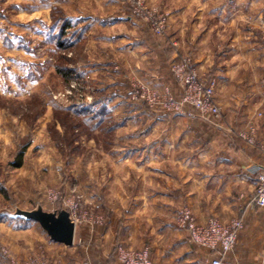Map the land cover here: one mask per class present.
Wrapping results in <instances>:
<instances>
[{
  "label": "rangeland",
  "instance_id": "rangeland-1",
  "mask_svg": "<svg viewBox=\"0 0 264 264\" xmlns=\"http://www.w3.org/2000/svg\"><path fill=\"white\" fill-rule=\"evenodd\" d=\"M54 1L49 7V0H41L47 7L37 15L49 13L50 23H40L38 28H43L44 32L39 39L36 26H30L41 20L32 18L34 14L30 11L37 2L0 0V264L65 263L61 256L50 254L53 240L46 230L38 222L18 215L17 210L42 207L59 211L77 205L74 211L80 217L79 224H100L104 213H109L105 198H96L104 187L103 182L99 185L97 180L102 169L98 163L104 155L118 149L128 152L149 142L150 138L146 137L150 135L147 134L150 126L157 128L151 134L152 139L160 141L163 120L177 115L191 117L167 105V95L178 99L184 90L172 70L173 65L180 57H188L197 68L192 47L183 51L179 39L169 35L168 27L174 11L186 12L192 25L198 11L194 0ZM206 2L203 0L202 4ZM139 3L154 19L166 17L164 34L156 32L152 19L139 8ZM242 3L229 6L227 16L222 12L207 16L203 24V28L216 26L224 33L214 40L211 49L215 57L222 56L225 61L242 59L246 53H242L240 46L245 41L248 45L250 42V47L254 41L262 44L259 38L251 41L243 37L248 30V12L243 14ZM211 7L215 6L208 5L207 9ZM81 11L111 20L123 16L119 23L124 28L121 33L128 35L133 28L138 41L141 35L145 38L152 35V39L157 37L169 44L173 56L166 71L171 82L150 81L134 74L116 87L112 80L119 65H111L104 73L96 72V64L101 63L104 52L114 48L100 45L101 28L85 33L87 26L84 25H92L75 19L74 15ZM125 15L134 20H127ZM211 16L215 18L210 21ZM66 22L69 25L61 34ZM109 31L111 41L115 42L113 37H117L118 30L110 28ZM11 36L16 49L10 47L13 42L6 44ZM173 41L178 43L177 48ZM107 54L104 61L113 59L112 54ZM225 63L218 70L219 75L226 72ZM94 66L96 69L92 70ZM213 68L197 69L208 81L217 82V90L220 76ZM218 104L221 106L220 102ZM85 105L95 106V109L84 110ZM102 105L107 110L104 111ZM28 142L23 165L14 166L20 149ZM88 196H92V200Z\"/></svg>",
  "mask_w": 264,
  "mask_h": 264
},
{
  "label": "crops",
  "instance_id": "crops-1",
  "mask_svg": "<svg viewBox=\"0 0 264 264\" xmlns=\"http://www.w3.org/2000/svg\"><path fill=\"white\" fill-rule=\"evenodd\" d=\"M202 1L194 0L198 11L192 25L186 12L174 11L168 31L171 37L175 35L172 38L179 39L183 51L192 47L200 71L216 66L213 71L218 74L225 62L228 65L223 76L218 74L220 82L215 95L224 119L168 117L163 120L160 141L152 139L157 128L150 126L147 134L151 136L146 137L149 142L128 152L118 149L105 154L98 163L102 169L97 175L99 185L103 182L104 187L96 198H105L109 213H104L103 222L97 225L78 223L71 246L51 241L50 254L61 256L66 264H120V246L149 247L153 264H211L209 250L190 241L187 231L176 221L185 206L191 208L198 223L211 217L223 223L241 219L244 226L238 243L225 261L264 264V209L254 201L257 177L264 169V0H221L217 4V0H206L205 4ZM240 1L243 14L248 12V30L243 37L251 41L259 38L262 44L254 41L250 47V42L248 45L245 41L240 49L247 55L225 61L222 56L215 57L211 49L214 40L224 33L216 26L203 28V24L214 13L227 16L229 6ZM35 2L30 9L32 18L41 20L30 26H36L41 39L44 29L38 26L42 22L49 24L50 14L37 15L47 6L41 0ZM49 2L51 7L52 0ZM208 5L215 7L208 10ZM74 16L79 23L92 25H84L85 33L101 28L100 45L114 48L107 52L113 59L104 61L108 56L104 52L101 63L96 64V72L102 73L113 64L119 65L113 85H123L134 74L150 81L171 82L166 68L173 52L165 41L152 39V35H141L138 41L137 31L131 28L136 27L134 24L128 35L121 33L124 28L119 23L124 18L120 15L113 20L83 11ZM110 28L118 30L117 37L112 36L115 42L111 41ZM12 37L6 44L13 42ZM15 44L10 47L16 49ZM87 71L91 74V67ZM240 133H252L255 143H248ZM88 199L92 200V196Z\"/></svg>",
  "mask_w": 264,
  "mask_h": 264
},
{
  "label": "built area",
  "instance_id": "built-area-1",
  "mask_svg": "<svg viewBox=\"0 0 264 264\" xmlns=\"http://www.w3.org/2000/svg\"><path fill=\"white\" fill-rule=\"evenodd\" d=\"M139 8L146 11L141 3H139ZM147 14L149 13L147 12ZM148 18L152 19V25L156 32L165 33L166 17L154 19V16L149 14ZM172 44L177 48L178 43L176 41H173ZM172 70L182 82L184 90L178 99L170 94L167 95L168 107L191 117L200 115L221 121L223 119L222 109L215 98L217 82L205 79L188 57H180L179 61L173 65ZM240 136L250 144L255 143V137L252 133H240ZM254 201L260 208L264 209V169L257 177ZM77 207L76 205L68 210L76 226L80 220L74 211ZM177 223L179 227L187 231L190 241L209 250L211 264H228L225 258L236 247L239 234L244 226L241 219L223 223L216 217H211L204 223H198L191 208L187 206L179 211ZM118 259L120 264H153L150 248L147 246L141 249L120 246ZM52 264L65 263L56 261Z\"/></svg>",
  "mask_w": 264,
  "mask_h": 264
},
{
  "label": "water",
  "instance_id": "water-1",
  "mask_svg": "<svg viewBox=\"0 0 264 264\" xmlns=\"http://www.w3.org/2000/svg\"><path fill=\"white\" fill-rule=\"evenodd\" d=\"M18 215L38 222L51 239L58 243L71 246L75 241L76 223L67 209L47 211L42 207L33 210L18 209Z\"/></svg>",
  "mask_w": 264,
  "mask_h": 264
},
{
  "label": "trees",
  "instance_id": "trees-1",
  "mask_svg": "<svg viewBox=\"0 0 264 264\" xmlns=\"http://www.w3.org/2000/svg\"><path fill=\"white\" fill-rule=\"evenodd\" d=\"M68 23L66 22L65 24H63V26H62V30H61V34H63L64 32H65V30L67 29V27H68ZM64 71H66V72H68L67 70H64ZM69 73V72H68ZM98 103V101H96V104ZM95 107V106H94ZM93 106L92 107H89V106H87V105H85L84 106V110H89V109H92V108H94ZM95 109V108H94ZM102 109L105 111V110H107V107L105 106V105H102ZM41 114V113H40ZM39 114V115H40ZM39 115L37 116V117H39ZM38 119V118H37ZM75 128V127H74ZM30 143L28 142V143H26L25 145H23L22 146V148L20 149V152L18 153V156H17V161L14 163V166H16V167H20V166H22L23 165V156H24V154H25V151H26V149H27V147H28V145H29ZM31 221V220H30Z\"/></svg>",
  "mask_w": 264,
  "mask_h": 264
}]
</instances>
